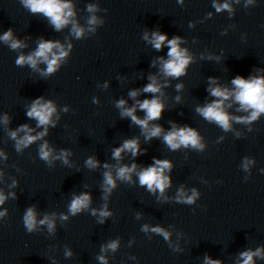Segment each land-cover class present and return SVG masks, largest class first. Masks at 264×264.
I'll list each match as a JSON object with an SVG mask.
<instances>
[{"label":"clouds","instance_id":"clouds-1","mask_svg":"<svg viewBox=\"0 0 264 264\" xmlns=\"http://www.w3.org/2000/svg\"><path fill=\"white\" fill-rule=\"evenodd\" d=\"M24 8L30 11L32 14H42L46 17L49 23L54 27L56 31L63 30L66 26L71 25V34L76 39H81L84 36L85 29L80 26V24L74 19L75 12L73 5L70 0H20ZM182 2V0H181ZM239 0H237V3ZM254 0H247V4L253 3ZM247 4L245 6H247ZM213 7L217 12L229 11L232 12L231 5L227 2L219 4L216 0H213ZM95 5H88L87 11L89 13H95L97 11ZM102 20H99L96 15H91L87 19L88 32H95V26L97 24H103ZM143 39L152 45V47L160 51L164 46H167V59L164 57H159L161 63L160 72L165 77L180 78L186 74V69L192 62V57L188 54L187 48H181V44L184 40L180 36H173L171 39L168 38L166 33L160 31H153L149 37L148 33H145ZM0 40L8 44L9 48L12 50L24 48L27 45L23 41L14 38L13 30L8 29L0 36ZM72 45L68 44L67 49L65 45L61 44L60 41L56 40H46L43 37L39 39L38 45L35 51L28 55L20 54L15 63L17 66L28 65L31 69L37 70L38 65L43 63L46 68L42 70L43 75L47 76L55 73L62 61L68 56L71 51ZM153 66H155L153 64ZM149 83H147L142 90H132L129 92V96L132 98L140 95L141 91L143 93H151V99H144L143 101H136V104L132 107H126V101L120 99L116 103V107L119 108L121 118H130L132 123L138 125L141 128L142 134L145 140H151L153 138H160L162 136L163 143L171 150L176 151L181 148V146L188 148L189 146L198 151H203L205 145L201 142L202 137L192 127L183 126L177 127L172 124V127L167 132L164 131L161 125L151 124V121L160 120L165 111V105L161 101L158 93H161L162 87H167V83L161 85L155 76H149ZM231 84L233 88L230 90L225 87H221L217 83V78L209 77L208 92L215 99L210 103L196 108V112L203 117L209 123L214 122L225 132L232 130V123L250 125L254 121H257L262 114H264V77H250L245 79L241 75H237L232 79ZM216 85V86H213ZM182 84H177V91L181 90ZM179 101L180 97H176ZM233 100L239 105L236 109L238 112H245V116H233L230 115L227 108H231V104L226 105V101ZM97 103L98 101H93ZM137 107L140 111L145 113L144 118H139L135 113ZM67 111V109H65ZM56 112V107L51 100L45 102L44 97H38L32 101L31 105L27 110V117L34 119L37 122V127H43L44 131L32 135L34 129L30 128L27 124L20 125L15 131L10 132V137L15 141V149L20 152L23 148H27L29 145L33 144L35 141L42 139L48 134V125L51 124L55 127V122L52 121V116ZM4 122L7 124L9 118L5 116ZM171 123V122H170ZM251 130V129H249ZM19 133H24L23 136L18 138ZM239 135V134H237ZM130 152L133 157L143 154L146 149L142 150L139 145L138 138H132L125 140L119 147L112 150V159L120 161L122 159L123 152ZM53 149L49 147L47 141L39 145L38 155L39 158L48 163L49 166L52 164L53 159H62L64 164H68V155L70 154L67 150H61L60 155L53 157ZM0 156H4L3 152H0ZM7 159V157H4ZM254 163L245 159L243 168L248 169L249 164ZM86 166L89 169H96L100 166V161L95 157H88L86 160ZM103 167L108 169L109 164L104 163ZM173 165L170 160L167 159H155L153 163L149 166L137 171V164L132 163L131 166L121 165L116 168V179L132 183V175L136 174L139 186L145 187L149 192L155 193L159 191L160 195L163 196L166 188L171 186V177L165 175V171H171ZM264 171V170H262ZM116 179L110 171H105L103 173V183L102 192L104 193V198L106 199L112 190L116 187ZM10 195L15 198V193ZM199 193L193 189L191 195H187L183 188H181L176 195V201L185 204H193L198 197ZM7 197L0 192V205H2ZM92 202V196L89 192H83L79 195H74L70 204L68 205V213L71 216H76L78 213L86 211L89 209ZM7 214V210L0 212V218ZM91 214L93 216L98 215V223H104L105 219L110 217L112 213L108 210L107 205L100 209H91ZM55 214H53L54 216ZM62 220H67L68 216L61 214ZM23 224L26 230L31 233L33 232L37 224L47 225L49 232L55 230V221L53 217L45 215L43 219H37V212L35 207H28L23 215ZM152 232L162 236L166 241L169 239V233L160 226L151 227L149 225H144L142 231ZM119 247V241L113 240L105 246L101 247V251H106L108 249L115 252ZM71 251H67L65 256H71ZM254 257L264 259V248H257L255 251L247 250L240 253L239 264H255ZM134 258V257H133ZM100 264H108L105 256H98ZM205 264H221L220 260H213L211 257H205Z\"/></svg>","mask_w":264,"mask_h":264}]
</instances>
